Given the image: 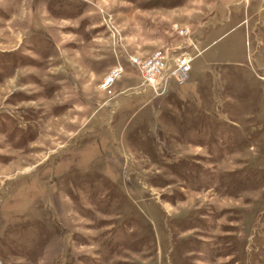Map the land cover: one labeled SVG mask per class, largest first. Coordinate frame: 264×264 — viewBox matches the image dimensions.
<instances>
[{
  "label": "rangeland",
  "instance_id": "obj_1",
  "mask_svg": "<svg viewBox=\"0 0 264 264\" xmlns=\"http://www.w3.org/2000/svg\"><path fill=\"white\" fill-rule=\"evenodd\" d=\"M0 264H264V0H0Z\"/></svg>",
  "mask_w": 264,
  "mask_h": 264
},
{
  "label": "built area",
  "instance_id": "obj_2",
  "mask_svg": "<svg viewBox=\"0 0 264 264\" xmlns=\"http://www.w3.org/2000/svg\"><path fill=\"white\" fill-rule=\"evenodd\" d=\"M162 55L159 51L153 52L147 59H145L141 65L142 70L144 72V77L146 79V85L148 86H157L161 79H163V71L164 64L162 61ZM131 61L134 63H138L139 61L135 57H130ZM176 64L175 70L172 72L174 77L177 80L182 79V76L185 70L188 68V59L189 52L185 49H180L177 52V55L173 58ZM121 70L119 65H114V67L110 70L109 74L106 76L104 83H108L113 80L114 76H116Z\"/></svg>",
  "mask_w": 264,
  "mask_h": 264
}]
</instances>
